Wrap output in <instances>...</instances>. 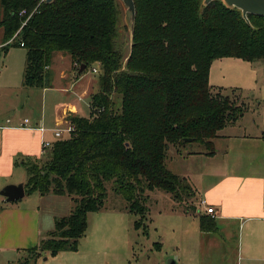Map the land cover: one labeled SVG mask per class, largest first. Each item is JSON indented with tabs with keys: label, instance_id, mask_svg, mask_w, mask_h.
Instances as JSON below:
<instances>
[{
	"label": "trees",
	"instance_id": "1",
	"mask_svg": "<svg viewBox=\"0 0 264 264\" xmlns=\"http://www.w3.org/2000/svg\"><path fill=\"white\" fill-rule=\"evenodd\" d=\"M39 1L0 0L2 50H25L23 86L45 87L56 52L69 55L78 72L84 66L81 74L94 64L100 70L88 117L70 114L74 131L69 137L56 140L44 162L26 165L27 195L68 196L73 203L70 213L56 219L48 236L29 250L36 259L77 251L87 215L104 208L106 184L128 213L139 216L135 229L148 213L145 191H161L176 201L191 191L167 169L170 146L192 139L210 154L217 133L246 109L239 99L210 86L212 62L264 61V18L244 19L220 0L207 6L204 0H133L126 58L114 41L118 0ZM23 10L26 14L19 16ZM112 96H120L119 111ZM201 224L202 230H212Z\"/></svg>",
	"mask_w": 264,
	"mask_h": 264
},
{
	"label": "crops",
	"instance_id": "2",
	"mask_svg": "<svg viewBox=\"0 0 264 264\" xmlns=\"http://www.w3.org/2000/svg\"><path fill=\"white\" fill-rule=\"evenodd\" d=\"M3 42L2 30L0 191L7 185L24 186L26 165L46 160L50 149L44 151L42 143L48 141L53 146L56 130H63L62 138L69 137L64 136L67 135L64 130L70 114L86 117L68 101L67 95L73 93L83 101L94 94L93 81L86 78V73L75 72L69 55L60 52L52 56L43 89L24 87L23 72L10 54L17 47L3 52L6 45ZM55 59L65 62V67L56 71ZM208 79L210 86L220 92L236 89L246 109L236 123L217 133L211 141L212 153L205 149V152L182 156L184 160L190 157L192 165H197L180 173L184 180L190 181L188 194L196 199L189 205L172 199L177 207L185 206L182 210H171L174 218L166 234L153 245L159 253L170 251L169 263L173 264H264V103L256 99L253 105L244 103L249 91L258 92V96L264 92V61L217 59L210 66ZM39 100L42 101L40 109ZM235 128L241 131L235 132ZM30 195L25 193L21 201L12 203H6L0 195V264H14L24 254L34 257L29 250L37 248L43 240L39 208L22 202ZM54 197L66 199L67 216L73 205L71 199ZM205 206L213 208V216L206 214ZM56 218L51 216L46 237L54 229ZM201 223L212 230H202ZM72 253L61 252L51 259H59L56 263L62 264L72 259L68 255Z\"/></svg>",
	"mask_w": 264,
	"mask_h": 264
},
{
	"label": "rangeland",
	"instance_id": "3",
	"mask_svg": "<svg viewBox=\"0 0 264 264\" xmlns=\"http://www.w3.org/2000/svg\"><path fill=\"white\" fill-rule=\"evenodd\" d=\"M119 2V1H118ZM118 21L117 29L114 36L116 49L121 52L124 58H126L130 51L131 35L130 29L127 24L126 10L119 2L118 4ZM1 8H0V18H1ZM2 35V30L0 29V37ZM14 49L13 47H10ZM11 59L17 67L21 68L23 72L25 64V50L21 48H15L10 50ZM2 52V51H1ZM125 60L122 62V67L125 66ZM56 71L61 70L65 67V62L56 59L54 60ZM94 64L91 69H89L85 76L87 79L93 81L92 93L98 92V74L99 66ZM96 69L97 72H93L92 69ZM77 72L78 67L75 65L74 69ZM236 89L227 88L220 94L225 96H234L239 99V104L244 108L243 101L239 96L233 91ZM237 97H236V96ZM258 92L256 94L251 90L248 94V100H245L246 105H253L255 99L258 101H263L264 103V92L259 93V98L257 99ZM68 101L73 102L81 111L83 116L89 115V97L79 101L73 93L67 95ZM62 99V97H61ZM113 109L119 111L120 109V96H112ZM252 100V101H251ZM67 101V100H66ZM42 101L39 100V109L41 108ZM247 121L250 118V114L247 115ZM70 123V122H69ZM236 123V122H235ZM68 122L66 123V127ZM64 129V128H62ZM228 130V129H227ZM235 132H240L241 130L235 128ZM70 134H64L67 137ZM170 150L167 151L166 165L167 167L178 174L180 178L188 168L197 167V165H192L190 157L186 160L182 156L194 155L198 151L205 152V147L203 144L198 142L182 143L177 146H170ZM32 164V163H28ZM188 184L190 181L185 180ZM108 191V197L105 200L104 208L95 213H89L87 215V231L85 236H83L78 241V251L72 254L70 261L64 262L62 264H169L170 251L163 250L161 253L157 252L154 248V243L160 242L161 237L164 236L168 230V227L173 220V215H171V210H182L184 204L177 207V202L172 201V197L161 191L148 192L145 191L144 194V205L149 209L147 216L140 221L141 227L135 229L133 224L135 221L139 220V216L128 213L125 208V202L121 197L113 195L111 192V185L106 184ZM189 192L182 193V198H179L181 203L185 202L189 205L193 202V194H188ZM40 193H33L29 197H25L22 201L23 203H33L36 205L41 214V224L43 230V239L46 238L45 231L49 227V222L51 216L54 215L59 219L61 216H65L67 209L65 206L66 199H58L54 197L53 194H44L39 197ZM187 194V195H186ZM64 200V201H63ZM187 201V202H186ZM67 202V201H66ZM190 202V203H189ZM72 204V203H71ZM175 206L173 207V205ZM73 207V205H72ZM179 208V209H178ZM146 218V219H145ZM146 225V227H145ZM166 231V232H165ZM50 258L46 261V258ZM50 255H44L40 258L31 257L30 255L24 254L14 264H57L59 260H52Z\"/></svg>",
	"mask_w": 264,
	"mask_h": 264
},
{
	"label": "water",
	"instance_id": "4",
	"mask_svg": "<svg viewBox=\"0 0 264 264\" xmlns=\"http://www.w3.org/2000/svg\"><path fill=\"white\" fill-rule=\"evenodd\" d=\"M50 1V0H47ZM126 10L127 24L132 37L133 23L135 19V7L133 0H118ZM214 0H204L203 4L207 6ZM228 8H236L240 10L242 17L246 19L247 15H254L264 18V0H220ZM84 66L80 67L79 73L82 72ZM192 139H183L185 143H191ZM0 195L5 198L6 203L19 202L24 197L23 184L7 185L1 191ZM173 264V263H169Z\"/></svg>",
	"mask_w": 264,
	"mask_h": 264
},
{
	"label": "built area",
	"instance_id": "5",
	"mask_svg": "<svg viewBox=\"0 0 264 264\" xmlns=\"http://www.w3.org/2000/svg\"><path fill=\"white\" fill-rule=\"evenodd\" d=\"M46 0H40L39 1V4L38 5H40L41 3H43V2H45ZM26 14V12L23 10V11H21L20 13H19V16H24ZM29 19V16L27 17V19L25 20V22L23 23V25L27 22V20ZM16 36V34L14 35V37ZM21 46H23V44H20ZM93 70V72L95 73L96 72V69H92ZM25 122H27L26 120H25ZM68 126L65 128V132L67 133V134H70V133H72L73 131H74V126L71 124V123H69L68 122V124H67ZM62 131L63 130H56L55 132H54V137L58 140V139H61L62 137V135H61V133H62ZM52 148V143H50V142H43L42 143V149L45 151V150H48V149H51ZM202 204H204V202H202ZM205 207H207L206 208V214H208V215H210V216H213V213H214V210H213V208H211V207H208V206H205Z\"/></svg>",
	"mask_w": 264,
	"mask_h": 264
}]
</instances>
